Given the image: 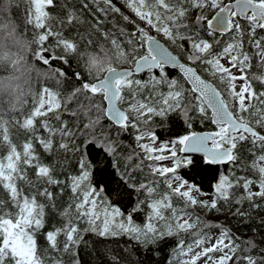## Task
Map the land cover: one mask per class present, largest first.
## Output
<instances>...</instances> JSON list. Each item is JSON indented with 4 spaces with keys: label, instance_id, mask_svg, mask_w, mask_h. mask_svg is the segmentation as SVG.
<instances>
[{
    "label": "snow or ice",
    "instance_id": "6c2138e0",
    "mask_svg": "<svg viewBox=\"0 0 264 264\" xmlns=\"http://www.w3.org/2000/svg\"><path fill=\"white\" fill-rule=\"evenodd\" d=\"M261 229L264 0H0V264H264Z\"/></svg>",
    "mask_w": 264,
    "mask_h": 264
},
{
    "label": "trees",
    "instance_id": "16d2710c",
    "mask_svg": "<svg viewBox=\"0 0 264 264\" xmlns=\"http://www.w3.org/2000/svg\"><path fill=\"white\" fill-rule=\"evenodd\" d=\"M30 35V33H29ZM27 87V85H25ZM33 87H38L35 84V78L33 77ZM29 101L31 100L28 97ZM160 136H165L167 133L164 131H158ZM110 171V170H109ZM187 172V170H184ZM101 173V169L98 168L97 176L99 177ZM191 176H194L196 182L201 181V177L204 175L203 172L198 173H188ZM205 190H207V185H204ZM125 208L127 209L129 204L128 201L130 198L125 197ZM134 199V198H132ZM233 231L236 232L237 235L240 233H245L247 235H251L249 229L252 227L261 228L258 219H254L253 221L245 224L237 225L235 221L232 223ZM239 229V231H237ZM264 231V229H261ZM85 244L80 246L79 250V259L80 264H114V261L111 259L112 256H116L120 261H132L135 264L136 260L142 262V264H167L168 259V250L171 245L162 246L158 249V255L153 254L151 252H145L143 250L136 252L135 249H130L129 252L123 251L124 244L126 242V238H109L108 240H101L100 238L94 236H85ZM132 253H135L133 255Z\"/></svg>",
    "mask_w": 264,
    "mask_h": 264
}]
</instances>
